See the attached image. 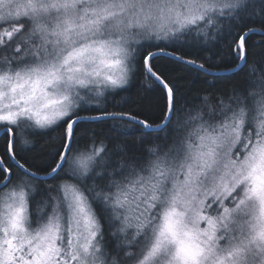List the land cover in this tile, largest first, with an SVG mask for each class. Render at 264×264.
<instances>
[{
  "label": "snow or ice",
  "instance_id": "6c2138e0",
  "mask_svg": "<svg viewBox=\"0 0 264 264\" xmlns=\"http://www.w3.org/2000/svg\"><path fill=\"white\" fill-rule=\"evenodd\" d=\"M0 264H264V0H0Z\"/></svg>",
  "mask_w": 264,
  "mask_h": 264
},
{
  "label": "trees",
  "instance_id": "16d2710c",
  "mask_svg": "<svg viewBox=\"0 0 264 264\" xmlns=\"http://www.w3.org/2000/svg\"><path fill=\"white\" fill-rule=\"evenodd\" d=\"M189 81L188 83L185 84V86L187 88H197L200 86L201 84V78L196 76L194 73L193 74H190V77H189ZM135 92V88H132L130 90V92L128 91H120V95L117 97V99H126L129 97L130 93L134 94ZM128 139H132V137H128Z\"/></svg>",
  "mask_w": 264,
  "mask_h": 264
}]
</instances>
